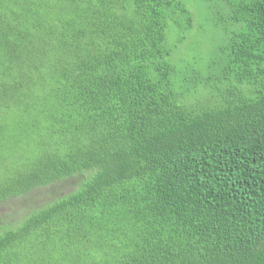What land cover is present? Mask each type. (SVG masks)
I'll return each mask as SVG.
<instances>
[{
  "label": "trees",
  "instance_id": "1",
  "mask_svg": "<svg viewBox=\"0 0 264 264\" xmlns=\"http://www.w3.org/2000/svg\"><path fill=\"white\" fill-rule=\"evenodd\" d=\"M14 200L0 264H264V0H0Z\"/></svg>",
  "mask_w": 264,
  "mask_h": 264
},
{
  "label": "rangeland",
  "instance_id": "2",
  "mask_svg": "<svg viewBox=\"0 0 264 264\" xmlns=\"http://www.w3.org/2000/svg\"><path fill=\"white\" fill-rule=\"evenodd\" d=\"M196 1H198V0H196ZM214 36L216 37V33L212 30V27L209 25L208 29H207V39L211 40V37L213 38ZM200 49H201V47H199L197 51H200ZM64 186H65V188H68L69 187V183H67V181H65L63 183H58V184H56L54 186H50L48 188H43V189L37 190L31 196L30 201L32 203L33 202L35 203V202H39L40 200L43 201V200L50 199L52 191L59 192L60 188L65 189ZM17 205H20V203L18 201H15V200L14 201H9V202L4 203L3 205H0V215L8 214V212L10 210V206L13 207V206H17Z\"/></svg>",
  "mask_w": 264,
  "mask_h": 264
}]
</instances>
